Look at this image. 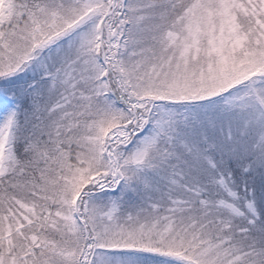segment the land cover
<instances>
[{
  "label": "snow or ice",
  "instance_id": "snow-or-ice-1",
  "mask_svg": "<svg viewBox=\"0 0 264 264\" xmlns=\"http://www.w3.org/2000/svg\"><path fill=\"white\" fill-rule=\"evenodd\" d=\"M0 264H264V0H0Z\"/></svg>",
  "mask_w": 264,
  "mask_h": 264
}]
</instances>
